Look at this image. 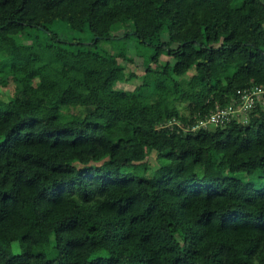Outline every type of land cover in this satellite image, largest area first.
Instances as JSON below:
<instances>
[{
	"label": "trees",
	"instance_id": "obj_1",
	"mask_svg": "<svg viewBox=\"0 0 264 264\" xmlns=\"http://www.w3.org/2000/svg\"><path fill=\"white\" fill-rule=\"evenodd\" d=\"M252 85L264 0H0V264H264V103L190 128Z\"/></svg>",
	"mask_w": 264,
	"mask_h": 264
},
{
	"label": "rangeland",
	"instance_id": "obj_2",
	"mask_svg": "<svg viewBox=\"0 0 264 264\" xmlns=\"http://www.w3.org/2000/svg\"><path fill=\"white\" fill-rule=\"evenodd\" d=\"M48 28L52 31H54L58 37L63 38V39H73V38H79L80 40H82L83 42H91V37L92 35L84 30L83 32H77V31H72L70 29H68L65 24L61 21H54L52 23H50L48 25ZM129 28V27H128ZM126 28H120L118 30V32H122L124 31ZM162 39H166V36H162ZM136 42L134 41V39L132 37L128 38L127 41H125L124 43L120 40V39H114V40H101L96 44V50L102 51V52H115L117 50L120 49H124L125 52L127 53L128 56L133 57V62L131 64H129L127 67H125V70L122 74V79L119 83H117L118 87H121L125 90H131L136 82L135 79H133L131 77V73L132 70L133 71H137V67H140V59L141 57L138 56L136 50H141L143 48H141L137 43L134 46ZM147 51V49H145V52ZM110 56H108L109 58ZM107 58V59H108ZM147 160L149 161V164L151 165V167H156L158 165V163L156 162L155 159V154L150 153V155L147 157ZM216 158L215 157H211L208 159V162H215ZM142 166V164L140 165ZM27 248L25 245H19L16 246V250L17 251H25ZM54 249L53 248H47L46 251V255L48 257H51L54 255Z\"/></svg>",
	"mask_w": 264,
	"mask_h": 264
},
{
	"label": "built area",
	"instance_id": "obj_3",
	"mask_svg": "<svg viewBox=\"0 0 264 264\" xmlns=\"http://www.w3.org/2000/svg\"><path fill=\"white\" fill-rule=\"evenodd\" d=\"M264 103V88L257 85L237 89L234 97L225 105H215L203 117L197 118L191 129L220 126L231 119L245 123L255 102Z\"/></svg>",
	"mask_w": 264,
	"mask_h": 264
}]
</instances>
